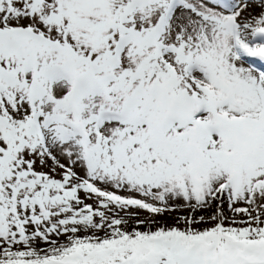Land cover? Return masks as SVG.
<instances>
[{
	"label": "snow or ice",
	"instance_id": "snow-or-ice-1",
	"mask_svg": "<svg viewBox=\"0 0 264 264\" xmlns=\"http://www.w3.org/2000/svg\"><path fill=\"white\" fill-rule=\"evenodd\" d=\"M0 264H264V0H0Z\"/></svg>",
	"mask_w": 264,
	"mask_h": 264
}]
</instances>
